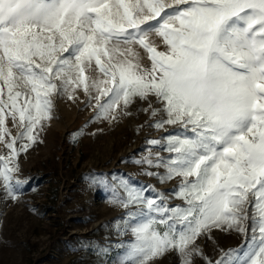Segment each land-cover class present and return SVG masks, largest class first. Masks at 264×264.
I'll return each instance as SVG.
<instances>
[{"label":"snow or ice","instance_id":"snow-or-ice-1","mask_svg":"<svg viewBox=\"0 0 264 264\" xmlns=\"http://www.w3.org/2000/svg\"><path fill=\"white\" fill-rule=\"evenodd\" d=\"M78 89L96 118L112 120L154 96L161 106L143 109L159 117L150 126L178 129L148 141L167 157L136 163L163 168L145 170L161 183L179 177L171 191L182 205L128 180L114 191L116 203L137 206L123 225L133 239L121 264L169 251L191 264L203 255L197 239L214 228L244 242L207 264H264V0H0V188L11 199L27 182L15 175L18 157L51 119L52 97L74 100Z\"/></svg>","mask_w":264,"mask_h":264},{"label":"rangeland","instance_id":"rangeland-1","mask_svg":"<svg viewBox=\"0 0 264 264\" xmlns=\"http://www.w3.org/2000/svg\"><path fill=\"white\" fill-rule=\"evenodd\" d=\"M159 50L161 38L151 36ZM141 63L150 67L147 54L138 45ZM86 75H98L86 69ZM76 99L54 95L51 119L35 131L37 140L18 157L19 172L26 180L18 186L16 199L0 188V264H121L133 239L124 230L128 208L115 202L114 191L122 180L139 187L154 186L168 198L170 205L183 204L171 191L180 178L159 182L145 170L163 173V168L136 163L149 152L162 157L169 154L148 141L177 132V126L157 129L150 126V113L143 111L149 102L161 105L154 96L138 98L116 120L95 117V108L86 103L82 90ZM12 136L21 129L6 121ZM19 147V144L17 145ZM7 149L0 144V154ZM251 233H249L250 235ZM244 234L235 230L212 229L200 236L196 245L203 255H194L191 264L215 262L223 251L238 249ZM150 264H181L175 251L166 252Z\"/></svg>","mask_w":264,"mask_h":264}]
</instances>
